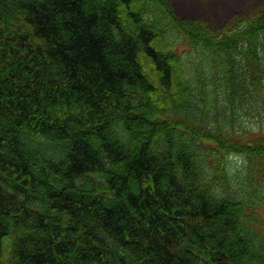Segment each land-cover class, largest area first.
Instances as JSON below:
<instances>
[{
    "label": "trees",
    "instance_id": "1",
    "mask_svg": "<svg viewBox=\"0 0 264 264\" xmlns=\"http://www.w3.org/2000/svg\"><path fill=\"white\" fill-rule=\"evenodd\" d=\"M244 117L259 8L215 28L170 0H0V264H264Z\"/></svg>",
    "mask_w": 264,
    "mask_h": 264
},
{
    "label": "rangeland",
    "instance_id": "2",
    "mask_svg": "<svg viewBox=\"0 0 264 264\" xmlns=\"http://www.w3.org/2000/svg\"><path fill=\"white\" fill-rule=\"evenodd\" d=\"M170 2L180 18L204 20L215 28L222 27L234 15L247 13L253 8L264 11V0H170ZM259 124L264 127V117L262 122L254 117L241 118L240 122L241 127L248 129H254ZM41 143H46V141L40 142V147L43 149ZM213 224L216 225V222L213 221Z\"/></svg>",
    "mask_w": 264,
    "mask_h": 264
}]
</instances>
